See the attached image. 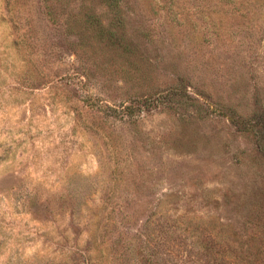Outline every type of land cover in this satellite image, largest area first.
Returning a JSON list of instances; mask_svg holds the SVG:
<instances>
[{
  "label": "rangeland",
  "instance_id": "rangeland-1",
  "mask_svg": "<svg viewBox=\"0 0 264 264\" xmlns=\"http://www.w3.org/2000/svg\"><path fill=\"white\" fill-rule=\"evenodd\" d=\"M128 1L135 58L0 0V264L264 263V0L221 44L210 0ZM90 94L149 100L107 123Z\"/></svg>",
  "mask_w": 264,
  "mask_h": 264
},
{
  "label": "trees",
  "instance_id": "trees-1",
  "mask_svg": "<svg viewBox=\"0 0 264 264\" xmlns=\"http://www.w3.org/2000/svg\"><path fill=\"white\" fill-rule=\"evenodd\" d=\"M61 1L62 0H45V8L47 9V15L52 20V23H63V25H65L69 29V32H75L77 34L78 32L74 31V29H80V32L84 36H88V39H92V41L94 39L95 44L100 45L102 48L108 50L109 52H120V54L127 52L128 55L131 54L132 58L136 57L135 54L139 49L138 43L135 42L132 36L130 35L128 25L126 23L129 14H127L125 8L126 4H128L129 1L126 3L127 0H81L82 6L79 10H70L68 6L70 2L74 0H63V12L60 10V5L62 4H60ZM156 1L153 2L155 3ZM210 1V4L212 3L211 5L213 6H221V9H218V11L221 12L223 16L221 19H218V17L216 18V16H213L214 12L217 9H213L210 7V12H208V14L206 15V17L209 19V25L212 27V33H214V35L218 39L217 44H221L223 41L225 43L227 41V38L230 39V41L232 42L233 38L230 34L232 26L226 24L229 21L224 20L228 18L237 17V13L238 11H240L239 7L237 8L230 6L227 8V5L228 3H236V1L238 0ZM240 1L245 2L247 0ZM157 2L160 9H167V11H169V13L171 14V7H169L168 5H163L164 3L160 4L159 1ZM99 6L105 7L106 14L97 11ZM129 7H131V5ZM133 9L134 8L131 7L130 11H133ZM228 12H230L231 14ZM62 16L63 20H61ZM104 17H106L105 21ZM153 31L154 29L150 26L147 27L146 30L144 29L143 32L140 31V35L146 40L148 39L149 41H153L156 35L152 33ZM205 39L210 41L209 36H207V38ZM140 67L141 64L137 61H134L132 62L131 68L124 70L140 71ZM138 97L140 96L133 95L130 97H126L122 102L115 105L106 103V108H104V106L100 104L97 98H93L91 94L87 95L84 98V102L86 108L90 107L95 110H103L104 112H106V118H108L106 119L107 123L109 121V118H119L121 120H126V122L130 123L133 121H137V114L142 111L143 107H146L147 101L149 100L145 98L146 96L140 98ZM79 116V118H84V116H82L81 111H79ZM94 124H96L97 130H99L98 128L102 127L98 124V121L96 119L91 120V122H87L88 127H94ZM99 235H101V238H104L105 236H107V231H103L100 228ZM105 239L106 237L102 239V243H105ZM143 249L144 247H139L138 251L140 250V253H142L144 251ZM140 253H137V255H139ZM100 259L102 263L105 260L102 258V256H100ZM247 263L259 264L256 259L252 260L251 258L247 260Z\"/></svg>",
  "mask_w": 264,
  "mask_h": 264
}]
</instances>
